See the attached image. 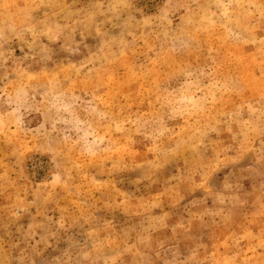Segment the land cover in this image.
<instances>
[{"label": "rangeland", "instance_id": "1", "mask_svg": "<svg viewBox=\"0 0 264 264\" xmlns=\"http://www.w3.org/2000/svg\"><path fill=\"white\" fill-rule=\"evenodd\" d=\"M0 264H264V0H0Z\"/></svg>", "mask_w": 264, "mask_h": 264}]
</instances>
